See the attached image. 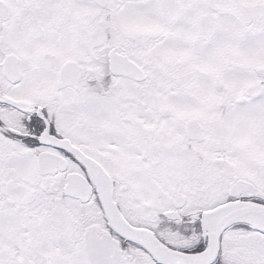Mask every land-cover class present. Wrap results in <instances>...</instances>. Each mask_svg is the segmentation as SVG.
<instances>
[{
    "label": "snow or ice",
    "instance_id": "snow-or-ice-1",
    "mask_svg": "<svg viewBox=\"0 0 264 264\" xmlns=\"http://www.w3.org/2000/svg\"><path fill=\"white\" fill-rule=\"evenodd\" d=\"M0 264H264V0H0Z\"/></svg>",
    "mask_w": 264,
    "mask_h": 264
}]
</instances>
